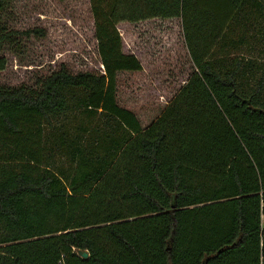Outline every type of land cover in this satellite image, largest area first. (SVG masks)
<instances>
[{
  "label": "trees",
  "instance_id": "obj_1",
  "mask_svg": "<svg viewBox=\"0 0 264 264\" xmlns=\"http://www.w3.org/2000/svg\"><path fill=\"white\" fill-rule=\"evenodd\" d=\"M89 3L104 74L0 86V264H258L264 0ZM152 19H180L194 72L142 129L117 26Z\"/></svg>",
  "mask_w": 264,
  "mask_h": 264
},
{
  "label": "rangeland",
  "instance_id": "obj_2",
  "mask_svg": "<svg viewBox=\"0 0 264 264\" xmlns=\"http://www.w3.org/2000/svg\"><path fill=\"white\" fill-rule=\"evenodd\" d=\"M0 23L6 30L19 33L0 49V57L7 62L0 72V86L34 89L39 80L62 66L71 74H101L89 0H9ZM117 31L123 53L134 55L141 71L118 73L116 101L145 129L194 72L181 21L124 23Z\"/></svg>",
  "mask_w": 264,
  "mask_h": 264
},
{
  "label": "built area",
  "instance_id": "obj_3",
  "mask_svg": "<svg viewBox=\"0 0 264 264\" xmlns=\"http://www.w3.org/2000/svg\"><path fill=\"white\" fill-rule=\"evenodd\" d=\"M100 68L101 70L99 72L101 74H104L103 66L100 65ZM259 223H260V238H259L260 254L258 257V264H264V253L262 250L264 246V194L263 193H259ZM77 256L80 257L79 253H77Z\"/></svg>",
  "mask_w": 264,
  "mask_h": 264
},
{
  "label": "water",
  "instance_id": "obj_4",
  "mask_svg": "<svg viewBox=\"0 0 264 264\" xmlns=\"http://www.w3.org/2000/svg\"><path fill=\"white\" fill-rule=\"evenodd\" d=\"M79 255L82 259H87L89 256L87 251H79Z\"/></svg>",
  "mask_w": 264,
  "mask_h": 264
}]
</instances>
